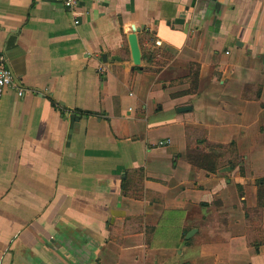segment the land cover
I'll return each mask as SVG.
<instances>
[{
    "label": "crops",
    "instance_id": "0c3cea01",
    "mask_svg": "<svg viewBox=\"0 0 264 264\" xmlns=\"http://www.w3.org/2000/svg\"><path fill=\"white\" fill-rule=\"evenodd\" d=\"M75 11L0 0V264H264V0Z\"/></svg>",
    "mask_w": 264,
    "mask_h": 264
},
{
    "label": "built area",
    "instance_id": "2783aa9c",
    "mask_svg": "<svg viewBox=\"0 0 264 264\" xmlns=\"http://www.w3.org/2000/svg\"><path fill=\"white\" fill-rule=\"evenodd\" d=\"M79 0H61L63 6L71 12V14L75 17L74 24H77L79 21L76 18L78 16V13L75 11L76 4ZM99 1V0H96ZM157 44H160L159 41L156 42ZM15 90L16 95L18 97H21L24 95V89L20 88L15 81L13 80L11 71L9 67L7 66V61L4 56V54L0 53V99L4 95L5 92L8 90ZM166 144V141H159L158 145H164Z\"/></svg>",
    "mask_w": 264,
    "mask_h": 264
},
{
    "label": "water",
    "instance_id": "95a60500",
    "mask_svg": "<svg viewBox=\"0 0 264 264\" xmlns=\"http://www.w3.org/2000/svg\"><path fill=\"white\" fill-rule=\"evenodd\" d=\"M128 43L130 47L132 62L134 65L138 66L140 65V62H141V52H140V48L138 45L136 33L134 31L129 34ZM190 110H191L190 106H182V107L177 108V112H180V113L187 112ZM193 233H194V229L188 233V236L192 235Z\"/></svg>",
    "mask_w": 264,
    "mask_h": 264
},
{
    "label": "rangeland",
    "instance_id": "374dc122",
    "mask_svg": "<svg viewBox=\"0 0 264 264\" xmlns=\"http://www.w3.org/2000/svg\"><path fill=\"white\" fill-rule=\"evenodd\" d=\"M228 157H229V154L227 153V149H224L223 151H222V154H221V156L220 157H218V160H219V162H220V164H223L225 161H227L228 160ZM227 163V162H226ZM225 165V164H224ZM221 166H223V165H221ZM256 187H257V185H256ZM240 191V190H239ZM254 212H256L255 213V215H252L250 218V220L253 222V216H254V222H256V223H258V224H254L253 223V225H257V226H254L255 227V229L257 230V229H259L257 232H258V237L257 236H255V240H257V238L259 239V241H261V243H264V228H260V226H258L259 225V222H261V213L260 212H258V210H256L255 209V211ZM260 213V214H259ZM257 214V215H256Z\"/></svg>",
    "mask_w": 264,
    "mask_h": 264
},
{
    "label": "trees",
    "instance_id": "16d2710c",
    "mask_svg": "<svg viewBox=\"0 0 264 264\" xmlns=\"http://www.w3.org/2000/svg\"><path fill=\"white\" fill-rule=\"evenodd\" d=\"M226 149L225 147H222L220 145L219 147V152H218V156H220L221 152ZM227 153H229V157H228V160L226 162H228L229 164H232L234 161H237L238 159L237 158H233L231 157V153L230 151L227 149ZM264 203V184L263 182H261L260 180L257 181V204L260 206ZM255 248H257V246H255Z\"/></svg>",
    "mask_w": 264,
    "mask_h": 264
}]
</instances>
